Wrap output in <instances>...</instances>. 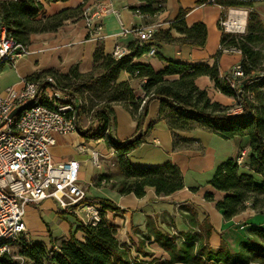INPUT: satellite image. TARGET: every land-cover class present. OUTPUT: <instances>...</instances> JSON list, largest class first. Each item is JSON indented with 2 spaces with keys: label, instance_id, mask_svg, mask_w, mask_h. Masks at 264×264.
<instances>
[{
  "label": "trees",
  "instance_id": "trees-1",
  "mask_svg": "<svg viewBox=\"0 0 264 264\" xmlns=\"http://www.w3.org/2000/svg\"><path fill=\"white\" fill-rule=\"evenodd\" d=\"M69 0H0L1 27L6 35L16 43L27 47L29 38L34 34L56 31L64 21L82 14L84 4L74 10H65L51 17H41L44 4L67 2ZM264 0H197L196 6L215 5L224 12L229 9L247 10L246 34L233 36L223 33L220 46L235 47L241 51L240 65L242 78L227 76L220 78L217 64L192 65L183 62L166 61V66L155 71L149 64L135 63L134 59L153 46V40L140 46L138 41L127 48L130 54L120 59L106 55L98 48L93 55V67L87 75L79 74L74 67L69 75L57 77L53 74L35 73L27 79H39L51 76L61 91L70 97L75 110L77 131L86 140H99L101 133L108 136V149H112L118 159V182L113 185L119 195L133 194L136 198L145 195L146 189H153L160 198L171 196L184 188L183 177L179 169L171 162L157 167H138L127 160V155L145 143L157 121L163 120L173 134V148L176 151L190 146L194 139H186L181 133L196 128L207 130L223 140L241 141L248 138L245 157L242 164H237L241 151L233 158L216 167L208 185L222 194L215 199L213 193H204L203 198L223 213L229 221L247 209L256 213H264V26L254 10V4ZM139 5L134 11L143 17H153L163 10L164 0H138ZM171 24L170 30L163 33V41L170 43L173 39L170 31L175 30L186 36L189 44L203 47L206 29L203 24H195L192 28L185 27L183 17ZM138 73L135 75V73ZM121 73H128L136 82L144 79L141 87L145 100H141L135 92L134 84L119 79ZM209 77L216 89L223 95L233 97L240 108L239 115L231 114V108L217 102H211L207 92L195 85L199 77ZM258 77L245 86L241 82L248 78ZM229 82L234 83L231 87ZM81 87L89 88L91 94L102 96L97 105L90 111L88 127L81 128V120L85 115L84 106H78L77 91ZM253 89V96L247 95ZM152 100L159 102L157 118L150 122L142 132L147 117L148 105ZM40 104H43V96ZM120 105L127 110L136 123V133L130 139L118 142L111 136L114 119L113 107ZM99 122L98 128L93 123ZM105 185L113 183L104 177L98 179ZM100 207V220L95 226L79 223L68 238L52 240L50 247L40 244H23L20 256L36 264H264V230L252 228L250 239L239 244L238 251L231 253L225 242L221 240L218 249L209 247L211 226L205 219L198 223L196 212L191 208H183L181 212L192 233L179 235L181 241L168 233L155 232L152 236H143L137 243L130 240V245L120 243L117 233L123 225V212L110 200L102 198L86 199ZM59 217L66 215L59 212ZM147 225H154L147 221ZM199 232H198V231ZM80 233L81 238L76 234ZM153 237V240H151ZM24 238V237H22ZM121 240L125 237L121 235ZM157 244L164 249L170 259L160 261L154 254L145 250V245ZM178 244L180 246H178ZM133 247V248H132ZM136 253L133 256L132 252ZM147 259V260H142ZM0 264H10L0 259Z\"/></svg>",
  "mask_w": 264,
  "mask_h": 264
},
{
  "label": "crops",
  "instance_id": "crops-1",
  "mask_svg": "<svg viewBox=\"0 0 264 264\" xmlns=\"http://www.w3.org/2000/svg\"><path fill=\"white\" fill-rule=\"evenodd\" d=\"M90 1L69 0L67 2L44 4L39 18L51 17L65 10H74ZM196 1L164 0L161 12L153 17H143L134 11V8L139 5L138 0H110L112 9L117 11L119 16L111 14L103 19L100 38L90 36L82 15L64 21L56 31L31 35L27 44L29 54L20 59L15 66L5 65L1 68L0 95H5L8 88L19 90L22 87V80L35 73L53 74L61 77L69 75L72 68L76 67L79 74L87 75L92 71L93 55L98 48H101L106 55H111L115 45L120 44L128 47L137 42L136 36L133 34L125 37L120 36L123 28L132 29L151 25L157 28L156 38L152 41L153 46L156 48V54L150 58L140 57L134 59L133 62L149 64L155 71L162 70L166 66V61L192 65L207 64L212 66L217 64L220 78L229 77L231 76V69L240 63L242 56L236 53H224L219 50L220 40L224 33L220 27V21L224 16H227L228 11L224 12L223 15V10L219 6L205 5L197 7ZM103 2H109V0H103ZM230 10L232 11L233 20L241 22V18H243V27L246 30L247 10ZM254 10L258 14L262 26H264V1L256 2ZM183 13H185L183 21L186 28L190 29L195 24L205 26L206 37L203 47L190 45L186 36L175 30H171L169 33L173 39L172 42L165 43L163 41V33L170 30L171 24L181 18L180 16ZM119 79L134 84L136 94L141 93L138 82L132 80L128 73H121ZM195 85L207 92L211 102H217L228 107L233 106L232 112L235 115L241 113V110L235 106L236 100L233 97L223 95L215 88L209 77L197 78ZM158 111L159 102L156 100L150 101L142 132L145 131L150 122L157 118ZM113 112L111 136L118 142L133 137L136 133V123L131 114L120 105L114 106ZM202 130L206 132L204 139L192 137L193 135L189 132L181 133L182 138L194 139L195 142L187 148L184 147L176 151L173 148V134L163 120L157 121L145 143H142L127 155V160L138 167H157L171 162L179 169L183 177L184 188L181 191L164 198L157 197L153 189H146L145 195L141 198H136L133 194L122 196L114 190L107 191L103 196L94 197L112 201L123 212V217L126 220L125 227L122 230L125 239L121 240L122 232H120L118 237L120 243L131 246L130 240L137 243L143 236H152L155 232L171 235L170 227L175 228L180 235L188 232L192 233L193 231H191L186 220L175 211L173 204L177 203L189 204L191 209L196 212L198 223H202L205 219L209 221L211 235L208 245L212 250L218 249L221 240H223L228 250L231 253H236L239 244L251 238L249 231L252 228L264 230V213L259 214L247 209L233 219L226 221L223 218V213L215 208L214 203L203 198L206 192L213 193L215 199H220L222 196L208 185L212 178L210 172H213L217 167L215 163V146H221L225 143L224 145L229 147L227 155L222 157L224 159L221 163H223L235 157L240 147H246L248 138L244 137L241 141L223 140L207 130ZM55 141V145L50 150L54 162L75 159L80 161L82 166H91L88 156L79 154L76 147L79 144L89 146L94 144V148L97 149V145L93 140H86L77 132L65 136L55 135ZM111 150L106 149L105 154H108ZM186 159L187 162H185ZM95 172L96 168L93 176ZM187 173L190 176L188 179ZM204 174L208 176L202 179ZM92 177L88 181L87 187H85L90 191L95 189L91 184ZM59 212L51 199L44 200L36 206H28L24 219L27 233L53 236L54 229L60 223ZM65 217L71 219L70 216L65 215ZM150 220L153 221L154 225H147V221ZM70 226H72L71 232L73 234L79 223L73 225L71 221L57 240L69 237ZM76 237L81 238L82 235L77 233ZM151 240H153V237H151ZM43 246L49 248L50 239L44 242ZM178 246L180 245L178 244ZM145 250L153 253L154 258H157L155 254L159 253L166 256V260L170 259L169 254L155 243L150 246L145 245ZM132 254L136 256L134 251ZM25 262L36 264L29 259H26Z\"/></svg>",
  "mask_w": 264,
  "mask_h": 264
},
{
  "label": "built area",
  "instance_id": "built-area-1",
  "mask_svg": "<svg viewBox=\"0 0 264 264\" xmlns=\"http://www.w3.org/2000/svg\"><path fill=\"white\" fill-rule=\"evenodd\" d=\"M111 14L119 16L112 9L110 0L84 3L81 15L90 36L101 37L103 19ZM232 17L229 9L226 18L220 21L222 31L226 34L243 33L244 27L241 29L239 21ZM156 31L154 25L123 28L120 36L133 34L139 45L143 46L153 40ZM219 50L241 55V51L235 47L220 46ZM28 54V48L16 43L1 27L0 70L5 65L15 66ZM129 54L126 46L117 44L111 56L118 60ZM155 54L156 48L150 46L141 57L150 58ZM230 75L232 78L243 77L240 63L233 66ZM145 82L144 79L138 80L140 89ZM229 84L234 87V83ZM42 96L44 103L40 104ZM139 98L143 101L146 98L142 90ZM30 100L33 101L30 107L13 117L9 116L12 110ZM76 103L82 105L80 98ZM75 112L70 97L61 91L51 76L32 80L24 78L19 90L8 88L5 95H0V259H6L10 264H24L26 261L16 254L14 246L27 234L24 219L30 205H39L51 199L59 211L76 216L78 223L95 226L100 220V207L86 200L85 187L79 180L81 162L75 159L54 162L50 152L56 143L55 135L78 132ZM230 113L233 114L232 111ZM76 149L79 154L88 156L94 168H99L103 160L116 157L114 150L103 154L94 148V144H79ZM245 153L244 148L237 158L238 165L242 164ZM100 184L103 186L106 183L103 180Z\"/></svg>",
  "mask_w": 264,
  "mask_h": 264
},
{
  "label": "rangeland",
  "instance_id": "rangeland-1",
  "mask_svg": "<svg viewBox=\"0 0 264 264\" xmlns=\"http://www.w3.org/2000/svg\"><path fill=\"white\" fill-rule=\"evenodd\" d=\"M225 18H226V16L223 17V19H225ZM244 34H246V30H244V32L240 33V34H230V35L242 36ZM262 61H264V60H262ZM88 90H89V88L81 87L77 91V96L80 98V100L82 102V105L84 106V111H85V115H84V117H82V120H81V126H82L81 128H85V127L89 126V123H90V119H89L90 111L95 105H97L99 103L100 98H102V96L91 94ZM252 90L253 89H249L248 92H247V95L250 98H252V96H253ZM114 106H116V105H114ZM235 106H237V103H236ZM229 108H231L230 110L232 111V109L234 107L231 106ZM92 126H93L94 129L98 128L99 122L95 121ZM189 133H191L193 135L192 137H201V139H204V137L206 136V132L203 131L200 128H196V129L190 131ZM99 140L100 141L98 143H96L97 150L100 151L101 153L105 154L106 149H108V146H107L108 145V136H107L105 131L101 133V138ZM222 142H225V141H222ZM224 144L221 145V146L220 145H218V146L216 145L215 146L216 147V158H215L216 166L220 165V163L224 159L222 157H225L224 155H227L226 153L229 150V147H227V145H224ZM239 151H241V147L239 148ZM117 162H118L117 157H114V158L110 159L109 161L103 160L101 162V166L99 168H96V172H95L94 176H93V172H94L95 168L92 165L88 166V167L84 166V165L81 166L80 172H79V180L84 185V187H87L88 181L93 176L92 180H91V184L95 187V189L90 191L89 189L85 188L86 194L88 195V198L92 199V198L97 197V196L100 197V196H103V194H105L107 191L114 190L113 185L116 186V184L118 182ZM185 162H187V159H186ZM213 173H214V171L210 172V177H212ZM207 176H208L207 174H204L202 179H205ZM102 177H104L106 179H108V178L111 179L113 183H110L108 185H103V186L100 185V186H98L97 185L98 181H99L98 179H100ZM188 177H190V176L187 173V179H188ZM30 206H36V205H30ZM173 206H174L175 211H177V213L179 215L182 214L181 212H185V210L183 208H185V207L186 208H191V206L189 204H187V203H177V204H173ZM66 215L70 216L71 219L69 220L65 216L61 217V219L59 220L60 223L57 224V228L54 229V234H53V236H51L52 240H57L64 233L63 231H64L65 227L68 224H70L71 221L73 222V225L77 224L78 219H77L76 216L74 217L73 215H69V214H66ZM170 221H171V219H170ZM125 223H126V220L124 218L123 225L118 230V233H117L118 237L120 236V232H122L121 235L124 236L122 230L125 227ZM176 231L177 230L175 228H171L170 227L171 235H173L177 239V241L179 243L181 241V238H179L180 234H178ZM48 239H50V236L48 234L40 235V234L34 233L33 235H31L30 233L29 234L27 233L24 238H21L20 241L17 244H15V246H14L15 252H16V254H21V250L23 248L22 243L23 244H40V245H43L44 242L48 241ZM148 252H150V251H148ZM155 256L157 257L156 259H158L160 261H165L167 259L166 256H162L159 253L155 254ZM24 264H30V263H28V262L26 263L25 262Z\"/></svg>",
  "mask_w": 264,
  "mask_h": 264
},
{
  "label": "water",
  "instance_id": "water-1",
  "mask_svg": "<svg viewBox=\"0 0 264 264\" xmlns=\"http://www.w3.org/2000/svg\"><path fill=\"white\" fill-rule=\"evenodd\" d=\"M0 32H1V22H0ZM258 77H253V78H248V79H245L241 82V85L242 86H245L248 82H251V81H254L256 80ZM32 100H30L29 102H27L26 104H23L22 106H19L17 108H15L14 110L11 111L10 113V117H13L14 115L18 114L20 111L24 110V109H27L28 107H30V105L32 104ZM78 113V108L76 109V112L75 114L77 115Z\"/></svg>",
  "mask_w": 264,
  "mask_h": 264
},
{
  "label": "bare ground",
  "instance_id": "bare-ground-1",
  "mask_svg": "<svg viewBox=\"0 0 264 264\" xmlns=\"http://www.w3.org/2000/svg\"><path fill=\"white\" fill-rule=\"evenodd\" d=\"M236 16V15H235ZM241 24V29L243 28L244 26V22H243V18H241V22H239Z\"/></svg>",
  "mask_w": 264,
  "mask_h": 264
}]
</instances>
